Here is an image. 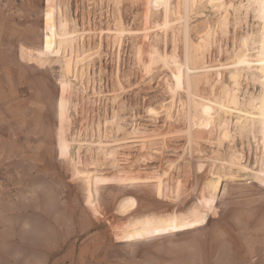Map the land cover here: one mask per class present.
Wrapping results in <instances>:
<instances>
[{
    "label": "rangeland",
    "instance_id": "1",
    "mask_svg": "<svg viewBox=\"0 0 264 264\" xmlns=\"http://www.w3.org/2000/svg\"><path fill=\"white\" fill-rule=\"evenodd\" d=\"M245 3L0 0V264H264V0ZM235 91L244 128L212 104Z\"/></svg>",
    "mask_w": 264,
    "mask_h": 264
},
{
    "label": "bare ground",
    "instance_id": "2",
    "mask_svg": "<svg viewBox=\"0 0 264 264\" xmlns=\"http://www.w3.org/2000/svg\"><path fill=\"white\" fill-rule=\"evenodd\" d=\"M184 5H187L188 3L191 4V0H182ZM245 6L243 7L245 13L248 11V9L251 8V2L252 0H245ZM251 10V9H250ZM237 11V10H236ZM248 13V12H247ZM177 14L178 15H182L181 10H177ZM180 19V18H179ZM166 20V19H165ZM166 22V21H165ZM80 30V29H79ZM78 34H80V32L78 33L77 31H75V36H77ZM84 34V33H83ZM246 37L248 35H245ZM98 51V50H97ZM85 53V52H82ZM96 53V52H95ZM84 55V54H83ZM88 55V54H87ZM83 57H87L86 55ZM86 60V59H85ZM90 60V59H89ZM230 65L235 66L237 68V70L234 72H231V79L233 80V84L238 87V84L236 83V78L239 75V72H245V71H249V55H248V38L244 39L243 44H242V50L239 52L238 54V59L236 62H232ZM176 67V66H175ZM178 67V66H177ZM226 67V66H225ZM245 70V71H243ZM240 72V73H241ZM84 73V72H83ZM243 74V73H242ZM179 75V74H178ZM246 75V73L244 74ZM248 78V77H247ZM249 81V80H248ZM237 90V89H236ZM231 92V91H230ZM238 100V96L237 93L235 91L234 96H233V103L236 104V108L230 107L229 105H227L225 102H212V104L219 108L222 109L223 111H229L232 113H237L238 115L236 116L237 119L235 120V126H238L239 128H244L248 125V104L245 108L241 107V102L239 103ZM249 103V102H248ZM234 113V114H235ZM196 119V118H195ZM97 130V129H96ZM229 133V132H228ZM86 141V140H85ZM97 150V149H96ZM99 153V152H98ZM100 154V153H99ZM216 162V161H215ZM222 162V161H221Z\"/></svg>",
    "mask_w": 264,
    "mask_h": 264
}]
</instances>
